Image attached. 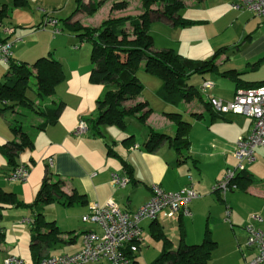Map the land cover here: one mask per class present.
<instances>
[{"label": "crops", "instance_id": "crops-1", "mask_svg": "<svg viewBox=\"0 0 264 264\" xmlns=\"http://www.w3.org/2000/svg\"><path fill=\"white\" fill-rule=\"evenodd\" d=\"M94 1H102L97 9H100L105 1L109 2V18L126 16L124 10H111L112 4L116 2L114 0H82L85 5ZM13 2L14 0H0V8L6 6L9 9L8 16L3 18L0 24V41L5 40L12 45L11 58L31 64L37 58L48 55L45 54L47 50L52 49V53L56 55L60 52V42H63L62 47L66 54L58 56L57 59L62 62L61 65L70 76L76 77L78 89L69 94H58L59 87L66 85V77L56 87L55 93L46 103V106L48 103L50 105V101H53L52 105L61 103L56 120L40 129L38 127L42 119L35 116L31 126L27 128L33 145L16 157V163L29 170L26 182L19 187L15 185L18 183H14V187L9 190L0 185V193H12L20 203L28 206L35 201L46 176L52 181L61 180L64 183L61 192L65 197H70L72 203L61 205L51 202L42 208L44 220L53 223L56 230L52 233L51 226L40 225L41 242H34V247H31L34 209L14 206L3 209L0 225L4 228L5 236L0 243V264L10 256L20 258L23 264H38L42 257H57L80 251L85 233H101L98 225L84 223L81 219L88 213L89 204L92 202L104 205L112 199L120 209L132 212L150 199L152 185H157L165 191L176 192L189 184L198 195L189 204L190 216L168 218L160 213L154 222L143 221L142 236L138 251L133 255L132 264H153L160 257L164 244L162 239L156 238L159 232L169 240L172 250L178 248L181 237L187 244H199L209 232L208 237L216 243V247L208 264H245L251 259L254 251L245 244L243 227L252 213L259 214L264 221V143L255 151V162L245 166L236 190L229 191L224 196L212 192L213 185L222 178L225 171L236 165L237 161L233 157L235 142L239 136L249 133L252 122L241 115H217L208 105L204 106V102L207 104L210 96L224 101L233 99L238 89L236 80L234 77L222 76V72L235 70L239 73L238 82L243 87L264 81V18L234 9V0L185 1V7H193L195 10L208 9L216 14H220L223 8H231L232 12H235L234 18L231 17L229 24L218 30L214 38L206 36V43L202 44L204 39L196 34L195 40L189 42L195 46L192 51H175L184 58L200 60L201 55L220 48L226 49L217 60L216 74L198 76L197 82L194 81L196 77L191 78L197 95L190 100L181 101L184 106L179 108V103H167L159 97L157 91L161 81L158 78L154 83L153 95L147 97L142 92L141 99L146 100L150 107L151 103L160 105L159 110L152 109L153 112L147 120V125L154 130L168 136L174 135L175 123L165 113H179L181 119L189 123L187 148L177 151L169 142H163L155 152H148L144 148L148 138L147 127L138 125L139 127H127L122 131L113 125H102L99 127V134L91 132L89 121L98 115L96 102L102 97L105 87L101 83L102 88L101 85L89 81L92 67L90 58H80L81 43L75 42L78 39L63 21L77 8V0H26L27 4L19 8L13 7ZM139 3L140 0L136 15L140 14ZM38 5L45 9V13L49 12L59 22H63L72 35H63L64 30L60 27L62 33L56 35L59 40L42 43V39L46 37L40 36L46 30L42 31L38 27L43 19V12L34 8ZM17 10H27L26 14H37L36 22L30 24L24 20L19 21L18 24L23 25L21 28L25 31L11 28L12 25L6 20L13 19ZM186 10L184 8L181 11V16H185V19L189 17ZM96 11L89 14L83 10L76 14L73 20L78 19L80 24L85 26L87 18ZM241 19L243 20L240 21ZM153 22L165 24L170 30H175L172 32L180 30L164 19ZM205 25H210L208 20ZM187 28L194 27L182 29ZM6 29L13 32L7 34ZM178 37L180 38V35ZM174 38L178 39L177 36ZM154 48L168 49H157L155 43ZM204 80L211 81L213 86L200 93L198 88ZM28 91L31 95L26 93V96L36 104L38 101L34 93ZM42 107L45 108L44 104ZM7 112L11 113L14 119L18 117L14 112ZM5 113L0 114V146L6 142H18L17 135L9 127L12 121L6 119ZM80 120L87 123L88 133L72 135V129ZM21 122L23 123V120ZM22 126L26 127L23 124ZM129 136L132 138L127 139ZM49 159L52 160L51 166L47 163ZM14 167L15 165L10 164L0 151L1 182H7L4 177ZM112 173L128 177L129 183L124 188L117 189L110 182ZM151 253H154L151 256L153 258L146 260Z\"/></svg>", "mask_w": 264, "mask_h": 264}, {"label": "trees", "instance_id": "trees-1", "mask_svg": "<svg viewBox=\"0 0 264 264\" xmlns=\"http://www.w3.org/2000/svg\"><path fill=\"white\" fill-rule=\"evenodd\" d=\"M186 0H140V14L134 16H123L108 18L99 27L82 26L78 19L73 17L81 11L93 13L102 1H94L85 5L82 0H77L75 11L63 21L68 24L76 38L81 42H88L91 46L89 81L93 84H103L105 87L102 97L96 102L98 115L89 121L91 132L99 134L102 125H113L119 130L125 131L127 120L135 119L141 126L147 127L148 138L144 148L148 152H155L163 142H169L177 151L187 148L189 143L187 133L189 123L181 119L179 113H165L175 123V133L168 136L147 125V120L152 114V108L146 100L141 99L143 85L138 78V71L142 70L161 81L157 91L159 97L171 104L190 100L197 95L192 77L205 74H216L218 69L217 60L225 52V48L215 51L209 60H193L184 58L172 49L154 48L152 36L149 34L150 24L154 20H167L172 27L184 28L194 24L181 16L185 8ZM27 4L26 0H14L13 7L19 8ZM127 2L116 1L111 10H124ZM8 8H0V24L3 18L8 16ZM41 26V23L38 27ZM5 40L0 41L4 43ZM4 82L0 83V114L7 111L16 115L25 116L20 112L21 108L42 119L38 128L42 129L47 123L56 120L61 108V103L46 106L50 97L55 93L56 87L65 79L61 63L49 54L37 58L33 63L16 61L10 59ZM222 76L234 77L236 88H252L264 85V81L243 87L238 81L239 73L228 70L220 73ZM31 90L36 99L35 104L26 96ZM201 100V99H200ZM44 104V109H43ZM208 105L204 102V106ZM209 106V105H208ZM10 130L17 135L18 142H6L0 146L1 153L7 161L18 166L16 157L26 148H31L33 140L22 126V122L15 118L10 122ZM132 138L129 136L127 139ZM14 167V168H15ZM244 174H239L235 181ZM61 180L53 182L44 177L35 201L31 205L20 203L12 193H0V218L1 212L7 206L17 208L28 207L34 209L33 234L31 247L34 242H41L39 237L40 225L51 226L50 232L54 233L56 227L53 223L44 220L42 208L57 202L61 205L72 203L70 197H65L61 188ZM208 233L199 244H187L184 238H180V244L176 250H172L170 242L163 237L161 232L156 238L162 239L164 250L153 264H208L216 243L208 237ZM4 228L0 225V243L4 239ZM133 259V257H132Z\"/></svg>", "mask_w": 264, "mask_h": 264}, {"label": "built area", "instance_id": "built-area-1", "mask_svg": "<svg viewBox=\"0 0 264 264\" xmlns=\"http://www.w3.org/2000/svg\"><path fill=\"white\" fill-rule=\"evenodd\" d=\"M232 7L264 18V0H234ZM40 28L48 30L53 36L62 33L59 21L51 13H44ZM5 32L11 34L13 31L6 29ZM11 49L10 43H0V61L4 64H8L12 57ZM212 86L211 81L204 80L198 91L204 93ZM207 103L217 115H241L252 122L249 133L246 136H239L235 142L233 157L237 161L236 165L228 168L222 178L212 187V192L224 196L229 191L238 188L236 177L245 171L246 165L255 162V151L264 143V85L238 88L231 101L210 96ZM88 131L87 123L80 120L72 129L71 134L84 135ZM47 163L51 166L52 160L49 159ZM28 175L27 167L19 164L5 175L4 180L9 183H24ZM110 182L120 189L129 183V178L112 173ZM197 197L191 184L176 192L165 191L157 185H152L150 199L132 212L120 209L112 199L106 201L104 205L92 202L89 204L88 213L81 219L84 223L98 225L101 233L87 232L82 237L80 251L57 257H42L38 264H132V257L138 251V243L142 236L141 223L156 221L160 213L168 218L190 216L189 204ZM243 230L246 235V246L254 251L253 257L245 264H263V218L256 213L249 214ZM3 264H23V262L18 257L10 256L3 260Z\"/></svg>", "mask_w": 264, "mask_h": 264}, {"label": "rangeland", "instance_id": "rangeland-1", "mask_svg": "<svg viewBox=\"0 0 264 264\" xmlns=\"http://www.w3.org/2000/svg\"><path fill=\"white\" fill-rule=\"evenodd\" d=\"M114 1H117V0H114ZM126 2H127V6L124 9L123 13H125L126 16L136 15L137 14L136 13V7H138L139 0H126ZM108 3H109L108 1H105L102 4V7H100V9H97V11L95 12L94 15L89 16V18H87L88 20L85 22V27L97 28L100 26V24L104 20L109 18L108 17L109 11L107 10V4ZM139 5H140V3H139ZM34 8H35V10H37V8H39L40 11L43 12V15L46 12V11H44L45 9H43L39 5L34 6ZM185 9H187L186 12L188 11L187 15L189 16V17H186V19L189 20V18H191L190 21H193L194 24L191 25L190 27H194V28H187V29L180 28V30L176 29L178 32H172L175 30H170L169 27H167L165 24H163L161 22H153L150 24L149 33L152 36L154 43H155V47L157 49L158 48L159 49L160 48H168V49H172L174 51H177L179 49L192 51L195 46L190 45L189 42H191V40H195L196 34H198L199 38L204 39L203 41H201L202 44L206 43V41H207L206 36H212L211 38H214L216 36L215 33L218 32V30H221L222 28H224V26L229 24V22L234 18L233 13H235V12H232L231 8H223L222 10H220L221 11L220 14H216L215 12L211 13V12H209L208 9H203V8H201L199 10H195L193 7H185ZM35 10H33V11H35ZM13 11H12V13H14ZM26 11L25 10H17L14 13L13 19H7L6 20L7 22L10 23V25H12L11 28H15L17 31H25V30H22L23 28H21L24 26L18 24L19 21L24 20V21L30 22V24H31V22H36L37 14H30V13L26 14ZM240 12H242V10H240ZM231 17H232V19H231ZM60 18H63V17H60ZM184 18H185V16H184ZM202 20H205V21L208 20L210 25H205V21H202ZM242 20L243 19H241L240 21H242ZM28 26L30 27V25H28ZM28 26H26V27H28ZM59 26L64 30L63 35H72L70 30L67 28V26H65V24L63 22H59ZM39 29H41V28H39ZM195 29H197V30H195ZM42 31H40V32H42ZM41 35L42 36H40V37H43V36L46 37L45 38L46 40L42 39V43H47L46 41H49V40L52 41L54 39L59 40V36L53 37L49 33L48 30L44 31ZM178 35H180L181 39L178 37ZM176 36L178 39L174 38ZM176 40H178V41H176ZM75 42L81 43V46L79 48L80 58L81 59L86 58L87 60H89V58H90V44L88 42H85V41L78 42V40L77 41L75 40ZM62 44H63V42H60V44H59V46H61L60 52L58 51V53H57L60 55H57V54L55 55L54 53H52V49H51V51L47 50L45 54H50L52 58L58 60L57 59L58 56H63L66 54V52L63 49L64 47H62ZM214 53H215V51H211L209 53H206V55H201L202 57L199 59L200 60H209L212 58ZM34 60L35 59H33V61ZM61 64H62V62H61ZM62 68L64 70V74L66 75L65 76L66 77V85L62 88L59 87L57 93L59 94V92H66L67 94H69V93H72L78 89V84L76 83V77L70 76V74L66 72V70L63 66H62ZM7 69H8L7 64H4L3 62L0 61V83L4 82V80H6L5 74L7 72ZM137 75L139 77L140 82L142 83V85L144 87V90H143L144 95H146L147 97L151 96V94L153 95V87H154L155 81H157L156 80L157 78L150 75L149 73L144 72L142 70V68L138 71ZM194 81L197 82V76H196ZM97 85L99 86L101 84H97ZM102 86L103 85H101L100 87L102 88ZM26 93L29 96L31 95L30 91H27ZM194 99H196V98H194ZM178 103H179V108L184 106L183 102L182 103L178 102ZM178 103H176V104H178ZM158 106L160 107V105H158V104L156 105V103H151V108L152 109L154 108V110H159ZM20 112L24 113L25 116L19 115L17 117V119L20 121L23 120L22 124L25 125L26 128H28L29 126H31V123L34 120L35 115L28 112L27 109H23V108H21ZM4 116L9 121L14 120V118L12 117V114L9 112H6ZM138 125L141 126L139 123H137L135 121V119L129 118L127 120V127L128 128H136V127H139ZM0 180H1V177H0ZM55 181L56 180H54L53 182H55ZM12 184H14V183H9V182L3 183L0 181V185L2 187H5L6 190L13 188L14 186ZM15 185L19 187L22 185V183H18ZM11 192H13V191H11ZM154 253H151L150 257H148V259H146V260H150L151 258H153L151 256Z\"/></svg>", "mask_w": 264, "mask_h": 264}]
</instances>
